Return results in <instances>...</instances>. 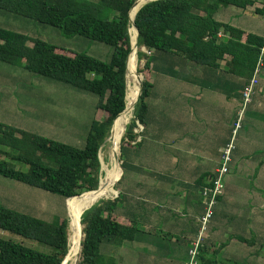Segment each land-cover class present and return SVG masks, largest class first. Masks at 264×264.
Instances as JSON below:
<instances>
[{"label": "trees", "instance_id": "1", "mask_svg": "<svg viewBox=\"0 0 264 264\" xmlns=\"http://www.w3.org/2000/svg\"><path fill=\"white\" fill-rule=\"evenodd\" d=\"M136 1L0 0V10L58 27L67 36L82 35L113 48L111 60L104 61L86 53L60 50L53 43L0 26L1 61L22 63L31 72L94 93L97 108L105 113L102 120L92 122L83 148L0 121V175L60 194L75 203L97 192L92 190L99 188L103 174L100 150L114 121L127 106V60L132 51L130 10ZM257 2L262 6L255 12L264 16V0H153L140 8L136 15L138 45L151 53L138 52L139 58L146 60L144 90L123 136L122 156L127 148L141 146L142 139L134 144L142 134L135 131L138 121L144 129L148 126L156 54L196 68H220L225 62V72L243 79L245 87L254 76L264 37L220 21L215 14L221 6L247 9ZM121 173L119 164L118 179ZM82 193L89 195L77 197ZM86 201L89 200L76 206ZM123 201L120 193L84 211L85 236L78 264H110L112 258L101 251L103 244L135 240L141 229L136 219L120 212ZM79 226L82 227L80 221ZM69 227V218L46 220L0 204V229L38 244L34 247L0 236V264H62L69 255ZM234 239L251 245L243 236ZM226 245L201 247L200 264H218L217 256Z\"/></svg>", "mask_w": 264, "mask_h": 264}, {"label": "rangeland", "instance_id": "2", "mask_svg": "<svg viewBox=\"0 0 264 264\" xmlns=\"http://www.w3.org/2000/svg\"><path fill=\"white\" fill-rule=\"evenodd\" d=\"M243 17L258 24L259 28L256 27L257 29L264 30V16H258L255 10L254 13L250 11ZM243 17H239V19ZM0 26L53 43L60 50L66 52L86 53L104 61H110L113 55V48L104 42L82 35L67 36L58 27L4 10H0ZM254 27L251 25L252 29ZM139 50L148 55L151 53L148 49L143 50L142 47ZM145 62L144 58H139L138 72L143 79L145 78L143 72ZM252 99L258 101L257 103L261 106L258 107L256 103L249 110V107L246 108L240 118V126L237 128L234 138L230 140L231 145L229 146H231V151L234 150L231 157H237L230 164V169L232 165L231 172L225 176V187L226 181L232 180V182H230V186H227V189L224 188L219 196L221 198L218 199L214 207L216 214L206 226L202 228L203 224L200 218L197 222L201 228V236L200 238L197 236L196 239L202 242V248L209 249L213 245L218 248L221 243H228L227 250L218 255V264H264V68L259 74V84ZM149 102L151 104L149 126L147 131L141 134V139L144 137V142L141 143V146L139 144L127 148L122 156L121 140L118 160L122 175L119 180L117 177L116 181H118L114 185L116 194L109 195V198H101L113 199L121 193V197L124 198V201L120 203L121 207L133 204L136 209V204L143 201L146 202L141 205H149L147 199L141 198L138 201L136 197L137 191H139L137 180L141 179L140 173L149 174L156 170L157 173L176 176L178 183L175 185L178 187L190 184L191 182L184 181L192 168L190 162L193 161L194 164H197L206 157L208 152H213L212 148L218 136L225 134L230 126L223 115L222 107L216 102H209L206 98L203 101L195 102L194 99H191L187 102V99L179 96L172 104L174 109L172 112L155 108L150 98ZM97 104L98 97L94 93L31 72L22 63L15 65L0 60V121L6 124L83 148L86 145L92 122L102 120L105 115L103 110L97 108ZM239 116L232 119L233 130L236 128ZM168 121H173L176 124L175 129L178 133L175 137L178 138V141L175 145L180 146L181 149H176L175 146L173 149L166 139ZM161 125H164L165 134L159 130ZM115 126L113 127L115 128ZM111 134L100 152L103 167L102 179L106 173L105 166L112 167ZM190 144L194 145V148L187 149L186 146ZM164 150L165 158L167 157V163H165L169 165L166 168H160L153 159H162ZM245 154H248V157H245ZM124 161H127L125 165ZM221 163L222 161H220ZM220 164L218 166H221ZM245 193L250 196L247 202L243 197ZM86 195L89 194L83 196ZM195 196L200 201L204 199L202 194L197 193V189ZM171 199L170 196H166L165 200L158 201L156 209L166 211L170 209L176 220L192 219V214L189 213V204L186 202L175 203ZM183 199L182 193V197L177 200L183 201ZM0 204L46 220L56 218L71 220L70 216L77 207L75 202H71L60 194L30 186L3 175H0ZM239 219L251 222L249 228L244 229L247 231L241 232L237 229L236 221ZM77 225V233H83L79 222ZM157 230L152 231L160 234V229ZM2 235L38 247L34 241L0 229V236ZM209 235L210 238H208ZM175 236L180 241L174 243V254L178 258L186 245V235ZM234 236H244L251 241V245L242 246L240 241L232 240ZM169 241L171 242V240ZM149 242L151 248L149 247L145 254L149 256L152 252L151 256H158V253L162 251L161 247L157 245V238H151ZM131 243L136 248L139 246V239L136 238ZM106 245L109 244L102 245V253ZM162 250L166 249L162 248ZM168 250L172 251V247L170 246ZM80 258L81 252L78 261Z\"/></svg>", "mask_w": 264, "mask_h": 264}, {"label": "crops", "instance_id": "3", "mask_svg": "<svg viewBox=\"0 0 264 264\" xmlns=\"http://www.w3.org/2000/svg\"><path fill=\"white\" fill-rule=\"evenodd\" d=\"M261 6L262 4L260 2H257L254 6H249L247 9H242L234 5L221 6L217 10L215 17L220 21L230 23L247 32H252L264 37V30L257 29L259 28L258 24L252 22L253 20L244 19L243 17L250 11L254 13L256 7ZM257 15L259 16V14ZM239 17L243 18L239 19ZM251 25L255 27L252 29ZM225 70V62L220 64V68H196L187 62L178 65V63L172 61V58L163 54L155 55L151 77L153 88L151 96L149 97L155 108L172 112L174 111L172 104L179 96L187 99V102L191 99H194L195 102L203 101L206 98L209 102H216L222 107L223 115L230 126L225 134L218 136L215 145H213L212 148V150H214L213 152H208L206 157L197 164H194L193 161L190 162L192 168L189 170V176L184 180L191 182L190 184L178 187L175 185L178 183L176 176L172 174L165 175L157 173L156 170L154 173L151 172L149 174L140 173L141 179L137 180L139 191H137L136 197L138 201H140L141 198L147 199L149 205H141L146 202L143 201L142 203L136 204V209L133 204L127 207H119V210L123 215L134 218L138 221V225L141 229L136 235V238L139 239V246L135 248V245L132 244L131 241H126L120 245H106L103 254L106 257L112 258L110 259L112 261L110 264H185L189 258V251L193 247L194 242L197 241L196 237L199 236L201 230L200 225L197 222L199 221V218L202 219L205 212L203 199L201 201L197 199L195 196V190L197 189V193L202 194L201 190L204 184L212 178L213 174L219 167L218 165L220 164V161H222L224 150L228 147L227 145L230 144L231 138H234L236 129L233 130L234 124L232 123V119H235L237 115L239 116L243 100L242 89L245 82L240 77L227 73ZM257 102L258 101L253 99L252 103L248 106V110ZM257 105L258 107L261 106L259 103H257ZM150 107L151 104L149 102V108ZM148 126L142 133L147 131ZM175 128L176 124L173 121H168V136L166 139L173 149H175L174 146L177 147L176 149H181L180 146L175 145L178 141V138L175 137L178 133ZM159 130L165 134L164 125L159 126ZM143 142L144 137L142 138V143ZM186 148L192 149L194 148V145L190 144L189 146H186ZM206 149H208L207 146ZM163 152L162 159H153L156 162V165H159L160 168H166V166L169 165L166 164L167 157L165 158V150ZM233 152L234 150L232 153ZM236 157L237 156L232 157L230 164L235 161ZM245 157H248V154H245ZM199 166L201 168H198ZM231 170L232 165L230 172ZM230 182H232V180L226 181L225 189H227L228 185L230 186ZM182 193L184 199L183 201H178L177 199L182 197ZM166 196H170V198H172L171 200L175 203L186 202L189 204V213L192 214V219L176 220L175 215L170 209L167 211L157 210L156 203L165 200ZM243 197L245 202L250 198L249 194L246 193ZM184 213L186 212L184 211ZM215 214L216 212L214 215ZM236 222V227L238 226L237 229L241 232L247 231L244 229L249 228V224H251L250 221H240V219ZM155 229H160V234L152 231H155ZM175 235H186V245H184L183 253H181L178 258L176 254H174V243L180 241ZM151 238H157V245L161 247L162 251L155 257L151 256L152 252L149 256L145 254L149 247L151 248V243L149 242V239ZM208 238H210V235ZM169 240H171V242ZM232 240L239 242L237 239ZM240 242L243 244L242 246H248V244H245L242 241ZM170 246L172 247V251L168 250ZM227 246L228 243L220 253L226 251L228 248ZM212 247L215 248L214 245ZM162 248H165L166 250H162ZM210 251L212 252L213 250Z\"/></svg>", "mask_w": 264, "mask_h": 264}, {"label": "bare ground", "instance_id": "4", "mask_svg": "<svg viewBox=\"0 0 264 264\" xmlns=\"http://www.w3.org/2000/svg\"><path fill=\"white\" fill-rule=\"evenodd\" d=\"M148 0H141L139 4H136L132 9V15L131 17L134 19L136 13L142 6L144 2ZM132 42L134 44L133 53L130 59L129 63V71H128V93H127V110L122 112L120 117L118 118V122L111 134V141L113 143V153L112 156V167L105 166V176L102 179L101 184V190L97 191L96 193H93L92 196L87 197L85 199H82L80 201L89 200L83 203H80L75 207V210L73 214L70 216V233H69V255L67 258L69 261L66 264H77L79 259V254L81 252V241L83 239V233H77V223L79 222V219L81 217V214L92 204L100 200L101 198L108 197L111 194H116L114 191L115 188L113 187L114 182H112V178L114 175H116V179L118 177V171H119V148H120V142L122 140V137L125 133L126 127L131 121L133 115H134V106L137 103L139 92H140V76L138 75V68H139V45L137 44V30L136 28L131 25L130 28ZM114 124V125H115ZM117 165V166H116ZM116 167V168H115ZM103 168V167H102ZM116 182V181H115ZM83 195V194H82ZM81 195V196H82ZM77 196V197H81ZM109 198V197H108ZM70 199V198H69ZM78 201V202H80ZM77 202V203H78ZM76 203V204H77ZM66 258V260H67ZM65 260V262H66ZM64 262V264H65Z\"/></svg>", "mask_w": 264, "mask_h": 264}, {"label": "built area", "instance_id": "5", "mask_svg": "<svg viewBox=\"0 0 264 264\" xmlns=\"http://www.w3.org/2000/svg\"><path fill=\"white\" fill-rule=\"evenodd\" d=\"M262 68H264V47L262 49V53L257 65V68L255 70L254 76L252 79L245 85L243 89V100L241 105V110L239 112V120L236 123V130L240 126V118L242 117L243 113L245 112L246 108L252 103L253 94L256 90L257 85L259 84V74L262 71ZM144 130V125L141 124L138 121V127H136L135 131L137 133H142ZM235 130V131H236ZM141 140V136L137 139V141ZM134 141V144L137 142ZM231 145V144H229ZM224 150V153L222 155V163L221 166H219L215 172V174L212 176L211 181L208 183V185L203 186L201 193L203 196V202L205 205V212L202 216L201 222L203 224L202 228L206 226V224L210 221V219L214 215V207L219 199V196L221 195L222 191L225 188L224 179L225 176L230 172V162L232 160L231 157V146H229ZM201 236V230L199 234V238ZM202 242H200L199 239L194 242L193 247L189 251V258L185 262V264H200V250H201Z\"/></svg>", "mask_w": 264, "mask_h": 264}, {"label": "water", "instance_id": "6", "mask_svg": "<svg viewBox=\"0 0 264 264\" xmlns=\"http://www.w3.org/2000/svg\"><path fill=\"white\" fill-rule=\"evenodd\" d=\"M141 0H137L135 3H134V5H133V7L136 5V4H139V2H140ZM150 1H153V0H148V1H146V2H144L143 4H142V6L141 7H143L145 4H147L148 2H150ZM133 7L131 8V10H130V21H131V25H133L135 28H136V30H137V44L136 45H138V42H139V38H140V31H139V28H138V26H137V24H136V15H137V13H136V15H135V17H134V19L131 17V11H132V9H133ZM140 7V8H141ZM140 10V9H139ZM138 10V11H139ZM131 28V27H130ZM131 33V32H130ZM131 39H132V37H131ZM133 49H134V44H133V42H132V51H131V53H130V55H129V57H128V60H127V78H128V71H129V61H130V57H131V54H132V52H133ZM143 50H147L146 49V47H144L143 48ZM138 74H139V72H138ZM140 75V74H139ZM128 81V80H127ZM143 90H144V79H143V77L140 75V92H139V97H138V100H137V103H138V101L140 100V98H141V95H142V93H143ZM127 93H128V82H127ZM136 103V104H137ZM134 109H135V106H134ZM125 110H127V106H126V109ZM124 110V111H125ZM123 111V112H124ZM120 115V114H119ZM118 115V116H119ZM118 118V117H117ZM116 118V119H117ZM115 119V120H116ZM114 123H115V121H114ZM113 126H114V124H113ZM112 129H113V127H112ZM126 129H127V127H126ZM126 131V130H125ZM111 133H112V131H111ZM102 149V148H101ZM100 152H101V150H100ZM100 159H101V156H100ZM101 162H102V160H101ZM119 180V179H118ZM117 180V181H118ZM116 181V182H117ZM115 182V183H116ZM115 183L113 184V187H114V185H115ZM101 184H102V178H101V181H100V186H99V188L98 189H96V190H92V191H99V190H101ZM82 194H84V193H82ZM81 194V195H82ZM81 195H78V196H81ZM95 204V203H94ZM94 204H92L90 207H92ZM90 207H88V208H90ZM87 208V209H88ZM86 209V210H87ZM84 213V212H83ZM83 213L81 214V217H80V223L82 224V231H83V228H84V225H83V223H82V215H83ZM85 236V234H84V231H83V237ZM83 240V239H82ZM82 242V241H81ZM81 250H82V243H81ZM67 256H68V254H67ZM67 256H66V258H67ZM66 258L64 259V261H63V263L62 264H64V262H65V260H66Z\"/></svg>", "mask_w": 264, "mask_h": 264}]
</instances>
